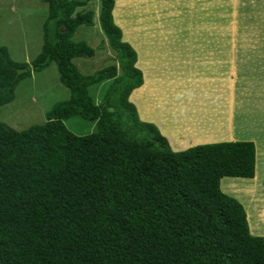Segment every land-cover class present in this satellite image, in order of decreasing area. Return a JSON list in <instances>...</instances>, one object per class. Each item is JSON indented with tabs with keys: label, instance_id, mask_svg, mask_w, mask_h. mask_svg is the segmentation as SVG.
<instances>
[{
	"label": "trees",
	"instance_id": "trees-1",
	"mask_svg": "<svg viewBox=\"0 0 264 264\" xmlns=\"http://www.w3.org/2000/svg\"><path fill=\"white\" fill-rule=\"evenodd\" d=\"M100 23L118 66L83 76L75 59L92 58L74 42L94 24L89 0H46L42 52L32 63L0 46V108L19 84L55 63L71 98L44 125L16 131L0 122V264H264V238L250 233L244 206L221 188L252 180L256 146L227 142L171 149L129 102L143 85L137 53L115 24V0H100ZM114 82L103 103L90 88ZM127 115V116H125ZM95 124L86 136L65 122Z\"/></svg>",
	"mask_w": 264,
	"mask_h": 264
},
{
	"label": "rangeland",
	"instance_id": "rangeland-1",
	"mask_svg": "<svg viewBox=\"0 0 264 264\" xmlns=\"http://www.w3.org/2000/svg\"><path fill=\"white\" fill-rule=\"evenodd\" d=\"M131 1L133 3L130 9L123 2L122 5L124 7L118 14L121 23L128 27L129 30L132 21L137 18L141 27L144 28L145 25L151 27L157 30L155 34L160 35L159 27L155 25V20L159 19L155 16L164 15L165 19L167 18L166 15L170 14L173 18V27L180 29L181 26L182 34L188 32V26L186 25L190 23L199 30L203 29L204 33L206 32V35H209V31H207L209 30V24L207 23H213L214 25H211V27L214 28L217 25L218 30L225 31V35L231 36V39L227 38V41H224L230 51L227 55V61L222 62L217 59L214 62V58L218 57V54H216L218 52L213 45L208 46L209 44L201 42L204 47L203 53L211 51L212 54L198 58L199 62H201V67L197 64L198 62H195L196 64L188 63L196 83L191 85L192 90L196 93L194 102L202 103L205 109L211 102L209 107L212 108V112L216 113V108H218L212 103L214 99L213 93H218L224 88L223 92L231 95L234 92L231 80L236 81L234 98L231 99L233 104L232 115L224 113L221 116V121H219L221 126L208 130L209 133H213V138H207L208 133H205L207 129L202 128L203 125L201 123H199V129H197L199 133L194 134L191 131L185 134V132L179 131L172 135L173 139L164 136V133L167 134L165 131H170L169 127L164 126L163 129V125L160 128L153 123L152 125L160 131L167 139L171 149L176 152L186 151L198 146L230 142L232 141V131L235 136L240 135L244 137L243 139L252 140L256 143L258 160L256 179L225 178L221 181V188L226 195L235 198L244 206L249 217L250 233L253 236L264 238V216L262 217L261 215L264 213V47L261 42L256 41L262 36L260 34L259 36H253L264 31V22H262L260 14L262 12V1L259 0L260 3L257 6L255 3L258 0H252L254 7L245 9L248 4L243 3V0H200L198 6L205 4L211 6L210 10L205 8L210 14L206 11L202 13L197 10V14H194V16L189 14V12L193 13L192 11L184 10L182 7L179 8V11H174V6L170 4L171 0ZM174 1L179 3L184 0ZM116 2L119 4L121 0H115ZM163 3H165L164 6L162 5ZM166 3L168 4L166 5ZM192 4L194 8L198 7L193 2ZM100 9V0H89V4L85 8L77 10L78 12L93 10L96 13L94 24L90 27L80 26L73 38L74 42H86L94 50L95 55L92 58L75 59L74 64L85 77L92 76L114 65L118 66V75L122 76L123 71L119 67L117 54L111 48L108 38L101 27ZM47 16L48 4L46 0H0V46L8 49L11 59L19 63H32L42 52L44 45L43 26ZM176 17L180 26L176 23ZM185 35L187 36V34ZM136 39H145V36L143 34ZM222 41L219 40V42ZM243 47L246 48V53H242ZM218 67L219 69L221 68L220 71L223 73V78L216 71ZM170 75L174 83H176L182 77L180 67H175ZM113 82V79L106 80L90 88V94L97 104L104 102L105 95ZM143 86L144 80L141 87ZM141 87L138 89H141ZM159 91L160 88L151 87V90H147L146 93L137 91L134 97L132 96L134 98L132 99L133 101L143 103L145 108L147 107V119L153 114L154 108L148 103L149 99L145 95L151 97L153 94L155 100L153 99L152 103L153 105L155 104V107L157 106V114L160 115L165 108V102L156 95ZM70 98L69 89L61 82L57 66L52 63L43 72L34 73L31 78L19 84L15 91V100L0 108V122L19 132L28 130L33 126L44 125L47 122V113L55 105L67 102ZM129 102L132 103L130 97ZM132 104L136 107L134 103ZM143 105L141 106L143 107ZM149 106L151 107L150 109ZM136 110L140 121L151 124L148 122L149 120L145 122L142 117L140 118L137 107ZM218 113L221 114L220 111ZM230 121H233L232 129L230 128ZM65 125L77 136H86L96 131L95 124L78 117L65 122ZM175 140L179 141L182 151L178 150L181 148L177 147L179 145ZM197 141L199 143H196Z\"/></svg>",
	"mask_w": 264,
	"mask_h": 264
},
{
	"label": "crops",
	"instance_id": "crops-1",
	"mask_svg": "<svg viewBox=\"0 0 264 264\" xmlns=\"http://www.w3.org/2000/svg\"><path fill=\"white\" fill-rule=\"evenodd\" d=\"M171 1L170 4L174 6V11H179V8L182 7L184 10L192 11L193 13L189 12V14H191L192 16H194V14H197V10H200L202 13H205L206 11L208 14H210V12L205 8H209L210 10L211 6L208 4L198 6V4H200V0H184L180 1L179 3L178 1ZM261 1L262 6H260L262 12H260V14L263 20L262 22H264V0ZM123 2H125L127 8L129 9L133 3L131 0H121L119 4H117L116 2L115 4L117 6L115 7L116 10L114 9L113 11V16L115 24L122 31L123 42L128 43L137 53L136 67L141 70L144 75V86L141 87V89L135 90L134 93H132L130 96V101L136 105L140 118L142 117L145 122L149 120L148 122H150L151 124L153 123L159 128L162 125L163 129L164 126L169 127L170 131H165L167 134L164 133V136L167 138L169 137V139H173L172 135L174 133H178L179 131L185 132V134L191 131H193L194 134L199 133V131H197L200 126L199 123L203 125L202 128L207 129L205 132L208 133L207 138H213V133H209L208 130L221 126L219 121H221V116H223L224 113H226L227 115H232L233 104L231 103V99L234 98L236 81H234L233 79L231 80L234 86V92H232L231 95H229L230 93L225 94L223 92L224 88L218 93H213L214 99L212 103L218 106L219 109L216 108V113L212 112V108L209 107L211 103L210 101V103L207 105V109L202 106V103L194 102L196 93L192 90L191 85H194L196 83L194 81V75L188 67V63L194 64L195 62H198L197 64L201 67V62H199L198 58L203 55L212 54L211 51H206V53H203L204 47L201 45V42L209 44L208 46L213 45L214 49H216V51L218 52L216 53L218 54V57L214 58V62L217 59H220V61L222 62L227 61V55L230 53V51L228 50L229 47L224 43V41H227V38L231 39V36L225 35V31L218 30L217 25H215L214 28L211 27V25H214L213 23H207L209 24V30L207 31H209L210 36L206 35V32L204 33L203 29L199 30L196 26L193 27V25H191L190 23L186 25L188 26V32L182 34V27L179 25L178 18L176 17V23L180 26V29H176V27H173V18L170 16V14H167V18L165 19L164 15L155 16L157 19H159L155 20V25L159 27L158 30L159 32H161L160 35L155 34V31L157 30H154L151 27H147L146 25L144 26V28L141 27V24L139 23V20L137 18L134 21L131 20L132 23L131 26H129V30L128 27L124 26L121 23V19L120 17H118V14L124 7V5H122ZM192 2L198 7L194 8ZM243 3L248 4L245 9H248V7H254L252 5V0H243ZM257 3L255 4L258 6L260 3L259 0L257 1ZM167 4L168 3H166V5ZM162 5L164 6L165 3H163ZM141 23H143V21H141ZM143 34L145 36V39H136ZM185 34H187V36ZM259 34L262 37L256 39V41L258 40V42H261L264 47V31L254 34L253 36H259ZM219 40L223 41L219 42ZM242 49V53H246V48L243 47ZM257 51H259V49H257ZM175 67H180V72H182V77L176 83H174V80L170 75ZM220 69L218 67L216 71L221 76V78H223V73L220 71ZM145 87L146 89H144ZM151 87L160 88V91L157 92L156 95L161 98L166 105H164L165 108L159 115L156 113V111L158 110L157 106L155 107V104L153 105L152 103L153 99L155 100L153 94L151 95V97L149 95H145V97L147 96V98L149 99L148 103L151 104V107H153L154 109L156 108V110L153 109V114L150 115L151 117L147 119V107L145 108L143 103L141 104L140 102L133 101L132 99H134V94H136L137 91H144L146 93L147 90H151ZM158 97H156V99H158ZM141 105H143V107ZM151 107L149 106V109ZM219 111L221 114L218 113ZM144 114L145 116H143ZM230 125V128L232 129L233 121H230ZM231 137L232 141L230 142L254 143L257 153V145L252 140H245L243 139L244 137H241L240 135L235 136L233 131L231 132ZM175 142L179 145L177 147L181 148L179 141L175 140ZM196 143H199V141H197ZM178 150L182 151V148ZM257 161L258 160L256 159V175L254 180L257 177ZM261 215L263 217L264 213H262ZM247 219L249 221L248 215Z\"/></svg>",
	"mask_w": 264,
	"mask_h": 264
},
{
	"label": "bare ground",
	"instance_id": "bare-ground-1",
	"mask_svg": "<svg viewBox=\"0 0 264 264\" xmlns=\"http://www.w3.org/2000/svg\"><path fill=\"white\" fill-rule=\"evenodd\" d=\"M120 11V10H119Z\"/></svg>",
	"mask_w": 264,
	"mask_h": 264
}]
</instances>
